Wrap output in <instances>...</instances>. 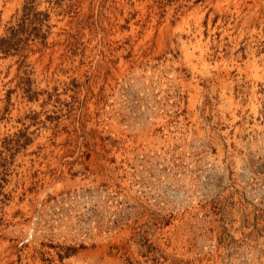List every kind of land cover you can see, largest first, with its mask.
<instances>
[{
	"label": "rangeland",
	"instance_id": "obj_1",
	"mask_svg": "<svg viewBox=\"0 0 264 264\" xmlns=\"http://www.w3.org/2000/svg\"><path fill=\"white\" fill-rule=\"evenodd\" d=\"M12 28L0 264H264V0H0Z\"/></svg>",
	"mask_w": 264,
	"mask_h": 264
},
{
	"label": "trees",
	"instance_id": "obj_2",
	"mask_svg": "<svg viewBox=\"0 0 264 264\" xmlns=\"http://www.w3.org/2000/svg\"><path fill=\"white\" fill-rule=\"evenodd\" d=\"M32 3V1L30 2ZM36 14H43L41 12H34V7L33 4H30V6H25V16H28L31 13ZM45 16H48V14L44 13ZM43 20L38 19V23L43 24L42 23ZM36 30H38V33H40L41 28H35ZM20 29H15L12 28V37H3L0 39V50H4L6 53L10 51V49L14 46V43H12L13 39L15 38V35L19 32ZM45 35L43 34V37Z\"/></svg>",
	"mask_w": 264,
	"mask_h": 264
}]
</instances>
